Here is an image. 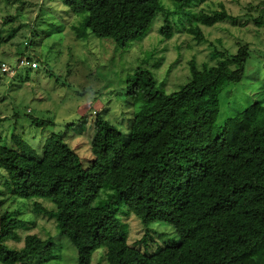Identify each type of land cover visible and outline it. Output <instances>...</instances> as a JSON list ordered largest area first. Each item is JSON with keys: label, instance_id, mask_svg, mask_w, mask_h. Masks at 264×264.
I'll list each match as a JSON object with an SVG mask.
<instances>
[{"label": "trees", "instance_id": "obj_1", "mask_svg": "<svg viewBox=\"0 0 264 264\" xmlns=\"http://www.w3.org/2000/svg\"><path fill=\"white\" fill-rule=\"evenodd\" d=\"M200 1L174 0L171 6L163 0L63 3L72 13L83 14L78 25H71L77 38L91 33L124 46L142 38L157 14L165 38L173 34L172 15L188 14L192 22L185 29L198 43L206 41L201 26L236 22L223 6L194 11ZM252 19L263 24L261 15ZM19 54V59L25 57ZM248 54L245 44L234 53L213 48L210 56L216 63L200 66L191 59L187 81L171 92L156 85L151 70L135 68L124 91L132 100L129 131L96 114L88 165L56 133L45 137L40 148L19 133L4 141L0 137L3 193L8 185L7 193L16 197L51 202L59 233L76 249V264H90L98 249L103 250L96 264H246L264 252V104L251 103L221 126L216 120L219 94L241 80ZM31 122L49 123L34 117ZM101 190L105 196L96 201ZM121 205L124 215H135L144 229L134 245L128 243L127 223L118 215ZM19 222L0 212V262L32 264L29 257L53 256L56 242L36 233L24 236L20 250L5 246L2 239ZM155 222L169 225L175 235L150 251ZM140 243L143 249L136 246ZM248 264L262 263L257 259Z\"/></svg>", "mask_w": 264, "mask_h": 264}, {"label": "rangeland", "instance_id": "obj_2", "mask_svg": "<svg viewBox=\"0 0 264 264\" xmlns=\"http://www.w3.org/2000/svg\"><path fill=\"white\" fill-rule=\"evenodd\" d=\"M173 2L163 0L165 6ZM222 6L236 16V22L224 20L212 26H201L206 37L204 42H196L186 31L185 27L192 21L187 20L188 14L181 12L171 17L174 30L170 37L165 38L159 32L162 18L157 14L142 38L119 46L110 38H99L91 33L85 39L77 38L71 25H78L83 14L72 13L63 0H0V61L12 68L7 75H0V117L3 118L0 119V137L4 141L8 134L19 133L38 147L45 137L56 133L77 151L82 163L88 165L96 114L122 131H129L133 108L132 100L124 91L127 75L135 68H148L156 85L171 92L187 81L191 59L200 66L215 64L216 59L210 56L213 48L234 53L239 44L248 46L244 75L220 92L216 123L223 125L253 102L264 104V0H202L192 9L209 11ZM258 15L263 18L260 26L252 19ZM177 18L182 19L176 22ZM184 22L182 28L176 29ZM19 53L35 59L37 68L18 65L16 62L22 56ZM31 117L49 123L37 126L31 122ZM7 145L12 147L11 142ZM0 173L4 175L2 169ZM1 174L0 212H9L20 220L1 242L10 249L20 250L26 234L50 236L56 242L53 256L48 259L32 256L27 262L76 264V249L59 233L51 202L35 196L16 197L7 193L8 185L3 193ZM104 196L101 190L96 201ZM118 215L127 223L128 243L134 245L144 233L140 220L133 214L124 215L123 205ZM150 233L153 238L148 241L150 251L175 235L163 222L153 223ZM136 246L143 249L142 243ZM102 250L94 252L90 264H96ZM257 259L264 264V252L258 257H249L245 263Z\"/></svg>", "mask_w": 264, "mask_h": 264}, {"label": "built area", "instance_id": "obj_3", "mask_svg": "<svg viewBox=\"0 0 264 264\" xmlns=\"http://www.w3.org/2000/svg\"><path fill=\"white\" fill-rule=\"evenodd\" d=\"M37 61L34 60V59H29L28 57H22L19 59L18 61V65H21V66H24V67H27V68H30V69H35L37 68ZM11 69V70H10ZM0 71L3 73V72H8V71H12V68H10V66L5 63V62H2L0 64Z\"/></svg>", "mask_w": 264, "mask_h": 264}]
</instances>
